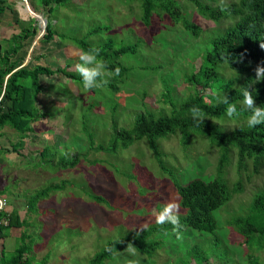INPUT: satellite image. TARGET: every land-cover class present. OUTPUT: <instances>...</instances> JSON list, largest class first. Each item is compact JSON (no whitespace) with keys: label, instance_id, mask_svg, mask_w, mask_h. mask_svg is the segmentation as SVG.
Instances as JSON below:
<instances>
[{"label":"rangeland","instance_id":"obj_1","mask_svg":"<svg viewBox=\"0 0 264 264\" xmlns=\"http://www.w3.org/2000/svg\"><path fill=\"white\" fill-rule=\"evenodd\" d=\"M34 1L45 7L43 0ZM62 1L59 5H49L50 11L45 10L44 15L39 14L36 30L39 39L23 42V64L29 67L40 64L53 69L67 64V70L79 75L75 65L79 63L82 51L74 43L75 39L83 38L94 45L109 41L113 49L130 44H137V48L120 57V61L130 69L127 76L118 82L117 92L107 86L85 89L77 79L71 80L61 73L43 75L46 87L38 94L36 104L44 116L31 123L34 132L23 136V140L16 130L6 134L12 147L21 140L17 150L13 149L20 152L16 158L20 164L15 163L17 168L23 166L36 170L34 181H27L19 193L14 190L16 185L7 187L4 191L7 202L33 197L40 188L50 184L62 186L37 199L33 206L36 214L27 216L25 213L30 222L27 230L32 235L29 253L32 260L28 264L40 263L46 257L47 264H87L88 259L109 241L133 237L144 228L159 226L155 222L156 214L170 201L179 204V217L186 216L187 210L180 205L171 178L184 183L188 178L207 180L217 175L230 188L243 177L241 191L212 212L217 221L216 235L221 240L220 244L213 243V235L186 226L179 230V237L174 230L147 237L144 243L160 241L154 250L138 251L136 257L124 249L118 250L104 264H127L130 259H138L139 264H195L192 257H188L192 246L201 250L198 259L210 257L205 264H246L247 250L241 245L242 236L229 224V220L234 215H243L254 194L264 187V169L252 174L247 181L245 172L237 174V157L232 152V161L218 172V148L197 130L191 131V142L185 145L179 144V132L169 135L161 144L160 160L144 140L123 148L115 133V127L132 125L137 110L147 112L166 107L160 99L164 89L160 75L178 67L183 73L198 70L210 38L219 33L218 29H224L228 20L215 25L211 20L192 14L189 0H177L188 16H195L202 27L203 31L195 36L178 23H171L165 14L162 20L154 16L146 26L140 18L142 0ZM201 1L218 5L235 0ZM47 22L53 30L51 40L43 37ZM216 27L218 29H214ZM12 44L9 42L7 48ZM158 61L161 66L157 70L145 68V65L157 64ZM223 74L229 77L232 73L225 69ZM182 79L178 76L172 84L176 96L188 95L194 90ZM198 88L201 92L207 91ZM143 92L146 96H142ZM220 125L229 131L236 129L238 122L225 119ZM89 133L96 144L109 147L117 141L116 150L89 149ZM46 145L48 150L40 157V151ZM74 154L79 157L74 167L58 166ZM9 158L5 160L9 161ZM158 162H162L168 171L162 170ZM251 168L250 164L248 171ZM93 195L101 200L94 199ZM258 254L264 264V252Z\"/></svg>","mask_w":264,"mask_h":264},{"label":"trees","instance_id":"obj_2","mask_svg":"<svg viewBox=\"0 0 264 264\" xmlns=\"http://www.w3.org/2000/svg\"><path fill=\"white\" fill-rule=\"evenodd\" d=\"M189 1L192 14L211 20L215 25L228 20L227 25L222 30L218 27L214 28L218 29L219 33L210 38L209 46L202 55L198 70L183 73L178 67L177 70H169L160 75L159 79L164 88L160 99L166 107L161 106L158 109L146 110L147 112L137 110L138 113L135 119L133 117L134 122L132 123L133 120L130 122L132 123L130 127L119 129L115 127L116 138L120 140L123 148L133 145V142L144 140L155 157L160 160L162 158L161 144L169 135L179 132V144L185 145L191 142V131L197 130L211 145L218 148V172L232 161L231 153L233 152L237 157V174L241 175V172H245L248 181L252 174H258L264 169V123L249 128L246 121L251 113L242 105L243 92L247 89L252 92L256 105L264 107V80L257 81L254 71L258 64L264 62V48L260 47L264 44V0H235L218 5L204 3L201 0ZM54 3L61 4L60 0H43L48 12L51 8L48 6ZM140 6L142 8L140 18L146 26L150 25L154 16L162 20L165 14L171 23H178L184 30L190 31L195 36H199L203 31L197 18L194 15V18L189 17L177 0H142ZM95 31L98 32L96 29ZM90 33L89 31L87 34ZM21 37L23 36L18 39ZM43 37L47 40L53 38V30L48 22ZM75 40L74 43L82 52L91 48L99 49L98 58L104 60L108 71L120 69L119 75L110 76L108 83L104 85L113 91H119L118 82L124 79V75L127 76V71L130 69V66L120 61V57L135 51L137 44L123 45L113 49L109 41L94 45L83 38ZM10 42L14 44L0 60V129L8 125L19 132L20 139L23 140V136H27L28 132H34L31 123L44 116L36 104L38 94L46 87L43 83L44 76L61 73L71 80L77 79L81 85L83 83L80 75L67 70V64L54 69L40 64L31 67L21 66L24 54L18 53L24 50V41ZM12 58L14 59L11 60ZM153 63L149 66L145 65V68L150 70L160 68L161 62ZM225 69L232 73L229 77L223 74ZM178 76H182V80L190 84L189 88L194 89L193 92L182 96L174 94L175 89L172 84ZM198 86L207 91L201 92ZM142 96H146V92H143ZM225 96L228 97L229 103L236 105L237 116L229 118L226 115L227 105L222 102ZM143 104L146 106L144 102ZM192 107H198L201 110L203 121L193 118L189 111ZM45 113L47 114L46 111ZM225 119L238 122L237 128L225 131L220 125ZM87 136L91 150L113 152L118 146L117 141L109 147L101 143L96 144L92 134L89 133ZM158 139H160L159 142ZM21 140L17 145L21 144ZM17 145L12 148L17 150ZM47 150L48 145L40 151V157H43ZM78 161V155L74 154L70 160L61 161L58 166L74 167ZM158 163L162 170L168 171L162 162ZM250 164L252 168L248 171ZM171 181L175 184L180 205L187 210L186 216L179 217L178 232L188 226L213 235V243L220 244L221 240L216 235L218 225L212 212L230 201L235 193L241 191L243 177L232 188L220 175L207 180L198 177L188 178L184 183L173 178ZM61 188L60 184H50L40 188L33 197H30L26 206V215L36 214L33 212V206L37 199ZM93 198L101 200L99 196L93 195ZM247 209L243 215H234L229 220V224L242 236L241 245L247 250L246 264H263L258 253L264 252V187L254 194ZM9 218L10 223L6 227H23V229L19 245L7 263L28 264L32 260L30 257L32 255L29 254L32 248V235L27 230L30 222L14 210L10 212ZM0 227L5 228V226ZM168 230H173L171 224L152 225L142 229L136 236L113 239L103 249L96 251L88 259L87 264H104V261L112 258L116 251L125 249L129 242L137 247L139 252L154 250L160 241L156 239V241L144 243L145 239L152 235L169 233ZM200 253L198 246H192L188 257H192L195 264H205L210 257L198 259ZM47 258H42L40 263L35 264H47Z\"/></svg>","mask_w":264,"mask_h":264},{"label":"crops","instance_id":"obj_3","mask_svg":"<svg viewBox=\"0 0 264 264\" xmlns=\"http://www.w3.org/2000/svg\"><path fill=\"white\" fill-rule=\"evenodd\" d=\"M28 3L31 11L25 7L22 0H0V41H2V43H0V58L9 50L10 47L7 48V44H9L10 41H35L39 39L36 35L39 23L37 13L44 15V11L47 10V8L46 6L42 8L41 5L39 6L34 0H28ZM32 22H34L33 25L31 24ZM21 33L23 37L18 39L17 35ZM22 52L23 51L18 54ZM13 59L14 58L11 60ZM6 77L7 76H5V78ZM11 129L12 128L6 126L0 129V194L6 198L7 196L4 191L8 186L16 185L14 190H17V193H19L20 188H24L27 181L33 182L36 176L35 169L29 170L23 166L17 168L15 165V163H17V165L20 164V161L16 159L20 152L13 150L11 143H9V137L6 136L7 133L14 132V129H12L13 131ZM28 134H30V132H28ZM11 155L12 164H10ZM6 157L9 158V161L5 160ZM39 170L37 171L38 177ZM25 198L26 197H24L22 201L17 200L14 203L8 201V209L18 212L23 218L26 213L25 209L27 203L30 200V197H27L26 200ZM22 229L23 227H0V264H8L7 260L19 245Z\"/></svg>","mask_w":264,"mask_h":264},{"label":"clouds","instance_id":"obj_4","mask_svg":"<svg viewBox=\"0 0 264 264\" xmlns=\"http://www.w3.org/2000/svg\"><path fill=\"white\" fill-rule=\"evenodd\" d=\"M260 47L264 48V44H261ZM98 57L99 49L97 48H91L88 51H83L79 54V63L75 65V68L82 78L83 87L85 89L91 90L93 88H101L108 83V79L105 77L119 75V68L108 71L107 64L103 59ZM254 71L257 81L264 80V62L258 64ZM222 102L227 105L226 115L229 118L238 115L236 105L229 103L227 96L223 98ZM242 105L244 109L249 110L251 113L246 121L249 128L264 123V107L256 105L252 92L247 89L243 92ZM189 111L194 119L203 121L202 112L198 107H192ZM179 212V204L175 201H170L163 206L162 210L159 211L158 214H156L155 222L158 225L171 224L173 226V230L177 232L179 237ZM124 250L132 257H136L138 255L137 247H135L131 242L127 244ZM127 264H139V260L130 259L127 261Z\"/></svg>","mask_w":264,"mask_h":264},{"label":"built area","instance_id":"obj_5","mask_svg":"<svg viewBox=\"0 0 264 264\" xmlns=\"http://www.w3.org/2000/svg\"><path fill=\"white\" fill-rule=\"evenodd\" d=\"M22 2L24 3L25 7L29 11H31L28 0H22ZM10 212H11V210L8 209L7 198L0 194V226H8L9 225V223H10V218H9Z\"/></svg>","mask_w":264,"mask_h":264},{"label":"water","instance_id":"obj_6","mask_svg":"<svg viewBox=\"0 0 264 264\" xmlns=\"http://www.w3.org/2000/svg\"><path fill=\"white\" fill-rule=\"evenodd\" d=\"M37 17H40V15H37ZM44 21H46V20L44 19ZM23 65H24V64H23ZM23 65H22V66H23Z\"/></svg>","mask_w":264,"mask_h":264},{"label":"bare ground","instance_id":"obj_7","mask_svg":"<svg viewBox=\"0 0 264 264\" xmlns=\"http://www.w3.org/2000/svg\"><path fill=\"white\" fill-rule=\"evenodd\" d=\"M44 20V19H43ZM45 22V21H44Z\"/></svg>","mask_w":264,"mask_h":264}]
</instances>
